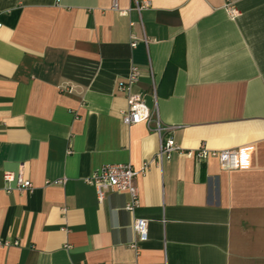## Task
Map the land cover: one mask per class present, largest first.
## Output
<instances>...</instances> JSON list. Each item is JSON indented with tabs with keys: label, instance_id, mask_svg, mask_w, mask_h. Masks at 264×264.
Returning <instances> with one entry per match:
<instances>
[{
	"label": "crops",
	"instance_id": "crops-1",
	"mask_svg": "<svg viewBox=\"0 0 264 264\" xmlns=\"http://www.w3.org/2000/svg\"><path fill=\"white\" fill-rule=\"evenodd\" d=\"M116 1L125 16L113 0H0V264H264V0ZM132 68L150 124L122 123ZM155 119L181 153L135 178L133 211L118 191L99 204L86 180L153 160ZM200 147L239 169L197 162ZM20 169L31 189L7 193Z\"/></svg>",
	"mask_w": 264,
	"mask_h": 264
},
{
	"label": "built area",
	"instance_id": "built-area-1",
	"mask_svg": "<svg viewBox=\"0 0 264 264\" xmlns=\"http://www.w3.org/2000/svg\"><path fill=\"white\" fill-rule=\"evenodd\" d=\"M149 3L146 1L136 2L134 10L138 13L147 9ZM112 9L118 11L117 1L113 0ZM120 15H126L124 11H118ZM233 14L234 11L232 10ZM2 25L0 24V30ZM147 46L146 39L143 40ZM137 45L136 40H132L131 47ZM139 71L137 68H132L126 80L118 85V90L125 97L127 102V110L121 114L122 123L126 126L136 125L140 123H151L150 111L145 105L143 94L133 93L132 87L138 81ZM153 89V95L155 94ZM159 138V148L153 160L148 163H143L141 168L136 171L130 164L106 165L102 166L99 170L90 176L86 183L92 186L96 193L97 202L100 204L106 193L117 192L126 193L130 198V203L126 204L124 210L133 211L138 205V192L134 184V180L139 175H145L147 168L150 164L160 166L162 163H167L171 160L173 153H181L180 148L175 144L172 137L165 135L164 132H170L169 128H163L155 119L154 127L152 129ZM197 162H202L208 158H214L218 161L221 170L231 172L236 171L240 167L239 157L234 150L224 151H207L203 147L198 148L195 152H189ZM3 181L6 184L7 193L12 189L19 191H29L31 183L24 177L23 170L20 169L17 173L13 174L5 172L3 174ZM148 224L146 220L136 219L133 222L132 230L134 231L137 241L133 244V248L138 251V244L147 242L148 239ZM0 244H2L0 242ZM7 245V244H3Z\"/></svg>",
	"mask_w": 264,
	"mask_h": 264
}]
</instances>
